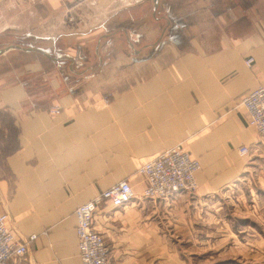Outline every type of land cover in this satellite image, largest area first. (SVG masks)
<instances>
[{
	"label": "crops",
	"instance_id": "obj_1",
	"mask_svg": "<svg viewBox=\"0 0 264 264\" xmlns=\"http://www.w3.org/2000/svg\"><path fill=\"white\" fill-rule=\"evenodd\" d=\"M181 1L98 0L101 24L110 21V12H140L150 3V18L109 26L136 44L150 37L148 30L179 34L171 14L180 12ZM39 2L0 0V35L12 29L9 13L34 12ZM158 13L166 17L156 18ZM239 21L227 19L209 43L196 39L191 52L164 54L172 58L121 89L78 83L92 68L77 70L75 60L67 69L64 59L43 51L12 49L43 56H31L37 59L0 78V213L16 240L36 236L27 255L10 264H82L74 212L122 181L131 185L133 201L101 208L93 219L110 264H220V257L234 258V232L220 226L219 201L244 182L251 185L256 173L258 194L249 192L246 199L256 200L259 220L264 204V136L239 105L264 85V18L242 31L235 30ZM108 38L102 36L97 52ZM250 58L251 69L245 64ZM47 89L52 98L40 101ZM52 106L62 113L50 115ZM177 146L200 162L197 192L146 198L147 183L137 170ZM242 147L248 155L240 154ZM229 263L234 261L222 262Z\"/></svg>",
	"mask_w": 264,
	"mask_h": 264
},
{
	"label": "rangeland",
	"instance_id": "obj_2",
	"mask_svg": "<svg viewBox=\"0 0 264 264\" xmlns=\"http://www.w3.org/2000/svg\"><path fill=\"white\" fill-rule=\"evenodd\" d=\"M145 5V10L140 12H110V21L102 27L105 14L99 8L98 0H40L33 9L34 12L27 9L21 14L17 8L8 14L7 23L11 22L12 29L0 35V52L12 46L40 50L54 58L64 59V68L67 69L73 64L72 60H75L79 64L77 70L92 68L87 73L91 76L78 79V83H86L87 87L100 84L107 89H121L134 83L136 79L145 78L150 73V68H156L172 58L163 56L164 54L191 52L195 48L196 39L199 44H202L201 41L209 43L210 37L220 32V27L225 26L227 19L235 17V20H240L236 22L235 30L242 31L244 28L252 29L255 22L264 18V0H184L181 1L180 12L171 14L176 22H172L170 18L179 34L167 29L164 35L159 36L161 30H148L150 37H143V42L136 44L127 40L123 29L109 26L110 22L130 17L150 18L151 4ZM157 17H166V14L158 13ZM229 28L232 29L231 26ZM143 31L147 30L144 28ZM152 31L155 33L153 36ZM173 34L176 40L173 39ZM104 35L109 38L102 39L97 52L98 42ZM136 52H139V56H135ZM1 56L0 78L8 75L14 68L18 69L37 59L31 56L43 55L10 50ZM115 56L120 60L114 59ZM99 58L103 60L101 66ZM45 67L51 69L48 64ZM48 91L49 89L39 94L40 101L48 102L52 98ZM53 108L55 107L49 109ZM258 183L257 174L254 173L251 185L246 186L247 182H244L242 188H234L232 192L223 194V199L219 201L222 214L220 226L233 230L234 237H229V244L235 250L234 258L231 254L228 258L220 257V264L227 260H233L234 264H264V204L262 220H259L256 200L246 199L249 192L250 196L251 192L258 194Z\"/></svg>",
	"mask_w": 264,
	"mask_h": 264
},
{
	"label": "built area",
	"instance_id": "obj_3",
	"mask_svg": "<svg viewBox=\"0 0 264 264\" xmlns=\"http://www.w3.org/2000/svg\"><path fill=\"white\" fill-rule=\"evenodd\" d=\"M245 64L251 69L254 60L250 58ZM239 105L248 115V124L264 136V85L244 97ZM61 113L60 107L50 110L52 116ZM239 152L246 156L249 149L242 147ZM200 170V162L183 147L177 146L140 166L137 175L143 177L147 183L144 192L146 198L165 200L179 194L193 195L198 188L196 174ZM133 199L131 185L128 181H122L75 210L76 235L82 264H110L105 240L94 230V216L101 208H121L130 204ZM35 240L36 236L24 241L16 240L7 227L6 216L0 213V264H10L24 258L28 253L29 244Z\"/></svg>",
	"mask_w": 264,
	"mask_h": 264
},
{
	"label": "water",
	"instance_id": "obj_4",
	"mask_svg": "<svg viewBox=\"0 0 264 264\" xmlns=\"http://www.w3.org/2000/svg\"><path fill=\"white\" fill-rule=\"evenodd\" d=\"M156 5L158 4V0H156V3H155ZM12 49H20L19 47H14V46H12V47H10V48H8V49H6V50H3V51H1L0 52V56L1 55H3V54H5L6 52H8L9 50H12Z\"/></svg>",
	"mask_w": 264,
	"mask_h": 264
}]
</instances>
